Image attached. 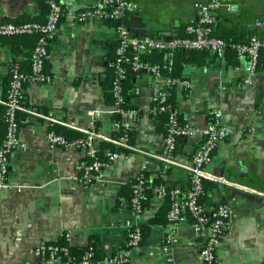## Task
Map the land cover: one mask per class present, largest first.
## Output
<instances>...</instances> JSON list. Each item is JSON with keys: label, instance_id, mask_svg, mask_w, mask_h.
Here are the masks:
<instances>
[{"label": "crops", "instance_id": "obj_1", "mask_svg": "<svg viewBox=\"0 0 264 264\" xmlns=\"http://www.w3.org/2000/svg\"><path fill=\"white\" fill-rule=\"evenodd\" d=\"M133 1L138 8L127 17L132 34L164 37L161 33L182 32L186 23L198 17L196 4L208 0ZM62 3L65 13L44 66L50 80L31 79L25 84L28 107L52 112L78 129L89 126L88 108L103 107L98 130L115 136L119 125L106 98V78L117 45L116 28L108 22L75 20V14L89 7L91 0ZM43 8L39 0H0V20H45L48 11ZM257 19H264V0H226L215 32L245 41L254 33L264 34L255 25ZM35 42L30 36L0 38V99L6 96L15 63L32 71L30 55ZM208 59L203 65L186 64L183 74L191 87L177 86L175 102L184 123L205 128L216 108L223 109L231 123L230 137L219 144L207 166L209 172L245 187L222 190L221 184L210 182L204 200L208 207L225 201L232 208L229 228L218 247V264H264V50L252 84L246 82V58L230 51L224 57L211 53ZM166 60L171 61L172 54H166ZM164 90H168L164 78L142 73L129 102L136 110L130 119L134 144L158 155L164 152L165 134L153 113V98ZM50 128L49 122L30 114L21 125L18 144L10 155L7 184L0 189V264H67L66 258L52 263L36 250L43 242H66V232L71 234L72 247L87 248L95 243L105 264H116L109 258L127 250V264H201L203 239L191 226L181 225L180 240L166 246L168 198L149 191L142 216H132L131 185L146 154L135 151L120 157L98 181L85 185L79 180L87 160L85 152L76 147L51 148L47 138ZM53 128L61 134L70 129L64 125ZM199 140L179 141L176 155L181 164L190 162ZM148 172L151 179L159 178L160 184L183 189L190 185L189 171L183 165L165 169L162 160L152 157ZM129 218L140 223L145 232L136 249L127 246L124 222Z\"/></svg>", "mask_w": 264, "mask_h": 264}, {"label": "built area", "instance_id": "obj_2", "mask_svg": "<svg viewBox=\"0 0 264 264\" xmlns=\"http://www.w3.org/2000/svg\"><path fill=\"white\" fill-rule=\"evenodd\" d=\"M49 13L45 21L31 20L24 22L0 20V38L35 35L36 44L31 54L32 71L26 72L21 69L19 63L12 66L6 98L0 99V103L7 107L8 128L5 142L0 149V189L7 184L10 169V155L19 141L20 126L17 119L19 110L30 115L40 117L49 122L51 128L47 133L48 143L51 148L76 147L85 152L87 160L82 165L79 180L90 185L98 181L104 170L115 160L125 157L129 153L138 151L147 155L141 171L132 183V194L130 198V210L134 218H140L145 209V193L147 189L158 193L163 198L169 199L167 212L168 227L165 231L164 240L166 246L172 245L180 240L178 229L181 225H189L195 234L203 239L200 246L201 264H218V247L222 243L227 229L229 228L232 208L228 202L222 201L216 207L210 208L202 200L204 194V183L213 182L227 187L245 188L243 185L225 176L211 173L207 166L212 161L213 155L219 144L227 140L232 132L231 123L227 114L221 108L212 112V119L207 127L191 125L179 120L178 109L169 103L170 86L191 87L190 79L184 77H169L163 72L168 68L165 64L153 63L146 60L144 53L151 51H162L167 54L175 50H208L212 54L224 57L228 50H234L238 57L247 59L246 79L248 84L253 83V76L257 73L262 51L264 49V34L254 33L245 41H228L215 33L218 14L226 0H208L196 4L198 17L186 23L181 34L173 35L172 39L164 37H137L131 32L126 19L133 13L138 5L133 0H91L89 7L79 10L75 14V20L79 23L116 22L113 24L117 31V45L114 60L109 66L114 68L115 77L112 86L113 112L121 117L118 122L121 134L108 136L99 132L98 123L104 114L103 107H90L86 114L90 118L89 126L77 128L67 121L55 116L52 112L44 113L32 107L21 104V96L25 84L31 79L40 81L50 80V76L44 72V66L51 56L50 46L56 37L58 27L64 16L62 0H47ZM255 25L264 30V19H257ZM126 64L139 77L142 73H148L158 78H164L168 90L157 93L154 98L153 113L155 115L166 113L168 124L164 136L163 154H154L144 151L134 144L131 137L133 129L130 119L136 114V110L125 103L123 81L127 77ZM54 125H64L68 128L78 130L83 135L69 139L57 132ZM195 138L200 140L191 156L188 164H181L176 152L180 138ZM101 141L109 142L121 148V151L105 149L102 156L99 149ZM152 157L163 161L165 169L172 165H183L189 171L190 185L187 189L174 186L167 188L164 185H156L151 182L149 166ZM264 194V192H261ZM127 232V246L130 249L139 248L144 239L142 225L131 218L124 222ZM66 243L43 242L37 247V251L50 262L55 263L59 259L66 258L70 264H105L106 259H98L95 254V246L89 245L81 257L77 258L71 254L69 240L70 232L64 234ZM110 262L116 264H127L130 261L129 250L116 252L109 258Z\"/></svg>", "mask_w": 264, "mask_h": 264}, {"label": "trees", "instance_id": "obj_3", "mask_svg": "<svg viewBox=\"0 0 264 264\" xmlns=\"http://www.w3.org/2000/svg\"><path fill=\"white\" fill-rule=\"evenodd\" d=\"M39 1L41 2V4L43 2V7H44L43 10L46 11L45 9H47V11L49 13V5H48L47 0H39ZM47 16H48V14H47ZM31 20L45 21L46 19L45 20H40V19H37V18H29V19H21V21H19V20H17V21L18 22H24V21H31ZM124 21H125L126 24H128L127 18L124 19ZM110 23L111 24H117L116 22L115 23L114 22H110ZM25 36L34 37L36 39V41H37V37L35 35H25ZM218 36H221V37L227 39L228 41H242V40H239V38L237 36H234L233 34L218 35ZM54 40H55V38L52 40V43H53ZM35 44H36V42H35ZM230 51L235 53V55H237V53L234 50H228L226 52V54L228 52H230ZM166 54L167 53L162 52V51H151V52L144 53L143 56H144V58L146 60H149V61H151L153 63L165 64L167 62H170L168 64V68L167 69H163V72L166 73L169 77H180V78H184L185 77V75L183 74V70H184L186 64H189V63L198 64V65L206 64L209 61V59H208L209 56L211 55V53L208 50H182V49H178V50H175L173 53H171L172 54V60L171 61H167L166 60ZM114 57H115V53H114ZM114 57L110 61L114 60ZM30 63H31V55H30ZM125 68L127 70V77L123 81L124 96H125L126 105L130 107L129 102H130V98L132 96V94H131L132 90H133V88L136 85L137 73L131 69V65L130 64H126ZM114 77H115L114 68L109 66V72H108L107 78H106V87H107L106 98H107L108 103H111V104H113L112 86H113ZM176 87L177 86H175V85L173 86L172 85L169 88V92H170L169 103L172 105V107L178 109V105L175 102ZM7 88H8V82H7ZM6 95H7V90H6ZM5 98H6V96H5ZM20 101H21L22 105L28 106L27 94L25 93V89H24V91L22 93ZM26 114H28V113L25 112V111H21V110H19L17 112V119H18L20 127H21V125L24 122ZM178 115H179V120L181 122H183L180 113H178ZM113 116H114V119L117 122H120L121 117L118 114L114 113ZM156 116H158V118L160 119V129L164 132V134H166V126L168 124L167 114L166 113H161V114H158ZM0 125H1V129H0V149H1L3 144H4V142H5L6 134H7V128H8L7 107L4 104H1V106H0ZM62 133L69 139L77 138V137H80L81 135H83L81 132L76 131V130L71 129V128L70 129H63ZM120 134H121V131L119 129L115 136H118ZM131 137H132V140L134 141V129L131 130ZM183 139L184 138L182 137V138L179 139V141H182ZM107 148H110L111 150L121 151L120 147H117V146H115V145H113V144H111L109 142H106V141H101L100 144H99V149H100V153H101L102 156L104 155V151ZM151 182L153 184H156V185H164L167 188H172V187H170L168 185H165V184H162V183L160 184L159 183L160 182L159 178L151 179ZM204 187H205V190H204V194H203L202 200L207 199L208 192H209V189L212 187V184L210 182H205L204 183ZM149 191H152V189H147V191L145 193V196H146L145 197V201H144L145 205H146V200H147ZM130 192L132 194V185H131V191ZM130 198H131V195H130ZM130 198H129V204H130ZM143 232H144V228H143ZM144 235H145V232H144ZM58 243H66V242L61 240V241H58ZM94 245H95V243H94ZM70 249H71V254L73 256H76L77 258L81 257V255L86 250V248H76V247H72V246H70ZM95 254H96V258L104 260V257H102L103 255H102L101 251H99V249L97 247H95ZM63 260H65V258Z\"/></svg>", "mask_w": 264, "mask_h": 264}, {"label": "water", "instance_id": "obj_4", "mask_svg": "<svg viewBox=\"0 0 264 264\" xmlns=\"http://www.w3.org/2000/svg\"><path fill=\"white\" fill-rule=\"evenodd\" d=\"M175 34V33H174ZM174 34H172V33H161V36H164V38L166 39V40H170V39H172V37H173V35ZM178 35L179 34H181V30H179L178 31V33H177ZM152 38H154L155 37V35L154 34H152V35H150ZM232 180V179H231ZM216 185H218V184H216ZM228 187L226 186V185H222V187H221V189L222 190H226ZM184 227V226H183ZM193 230V229H192Z\"/></svg>", "mask_w": 264, "mask_h": 264}]
</instances>
